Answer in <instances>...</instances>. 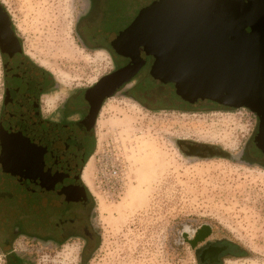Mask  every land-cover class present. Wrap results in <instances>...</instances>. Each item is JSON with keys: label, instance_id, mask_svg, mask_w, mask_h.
<instances>
[{"label": "rangeland", "instance_id": "rangeland-1", "mask_svg": "<svg viewBox=\"0 0 264 264\" xmlns=\"http://www.w3.org/2000/svg\"><path fill=\"white\" fill-rule=\"evenodd\" d=\"M150 1L135 0L134 7ZM0 4L27 53L54 76L56 93L83 90L111 69L106 50L77 36L82 0ZM164 86L165 106L115 95L100 110L85 164L90 186L81 180L95 206L96 243L84 250L81 238L54 245L17 239L11 247L0 245V264L8 253L24 264H196L189 240L205 223L251 253L224 264H264V166L239 161L243 148L257 154V116L246 107L190 102L170 82ZM2 90L0 52V104ZM180 141L218 147L232 157L185 154ZM111 164L121 170L117 182L102 174Z\"/></svg>", "mask_w": 264, "mask_h": 264}, {"label": "flooded vegetation", "instance_id": "flooded-vegetation-1", "mask_svg": "<svg viewBox=\"0 0 264 264\" xmlns=\"http://www.w3.org/2000/svg\"><path fill=\"white\" fill-rule=\"evenodd\" d=\"M134 1L82 0L76 23L77 36L87 46L106 50L112 62L111 69L96 80L100 81L99 85L130 62L129 57L115 51L112 42L134 20L139 10L152 0L136 7ZM126 15H131L129 20L122 27L118 26L120 19ZM11 27L16 39L0 31L3 58L0 245L11 247L17 239L31 242L41 239L54 245L71 238H81L86 250L98 239L92 222L95 206L82 179L83 192L77 200L64 191L71 186L69 173L78 169L76 159L70 157V154L75 155L72 138L83 130L85 122L88 130L81 140L85 168L93 146L98 115L106 100L122 95L145 106H165L162 87L166 83L151 81L153 58L147 55L140 68L127 81L120 83L112 96L102 100L93 120L94 109L86 98V92L94 84L74 92L66 88L62 95L56 93L58 84L54 76L27 53L22 38ZM178 144L185 154L203 158L220 156L218 147L193 142ZM253 149L257 154L243 148L239 161L264 166V154L256 145ZM189 241L194 249L196 264H224L228 259L251 256L246 247L230 236L215 233L207 223L199 225Z\"/></svg>", "mask_w": 264, "mask_h": 264}, {"label": "water", "instance_id": "water-1", "mask_svg": "<svg viewBox=\"0 0 264 264\" xmlns=\"http://www.w3.org/2000/svg\"><path fill=\"white\" fill-rule=\"evenodd\" d=\"M259 4L260 0H152L112 42L130 62L103 85L97 81L87 89L93 120L102 100L112 96L149 55L150 75L172 83L185 100H210L253 112L258 118L254 143L264 154V10ZM11 25L0 4V31L16 39ZM86 129L84 122L73 137L78 153L70 157L78 169L69 173L71 186L64 188L76 200L83 192L81 140ZM219 154L232 157L224 151Z\"/></svg>", "mask_w": 264, "mask_h": 264}, {"label": "built area", "instance_id": "built-area-1", "mask_svg": "<svg viewBox=\"0 0 264 264\" xmlns=\"http://www.w3.org/2000/svg\"><path fill=\"white\" fill-rule=\"evenodd\" d=\"M103 176L112 181L117 182L121 176V170L119 169L118 165L111 164L109 166L104 167V171L102 172Z\"/></svg>", "mask_w": 264, "mask_h": 264}, {"label": "bare ground", "instance_id": "bare-ground-1", "mask_svg": "<svg viewBox=\"0 0 264 264\" xmlns=\"http://www.w3.org/2000/svg\"><path fill=\"white\" fill-rule=\"evenodd\" d=\"M258 6L264 10V0H260V4ZM72 142H74L73 138H72ZM72 144H74V143H72ZM73 153L74 154L78 153V148L76 147L75 144H74V148H73ZM83 169L84 170H83L82 175H81L82 180L89 187L90 186V167L85 166V168H83Z\"/></svg>", "mask_w": 264, "mask_h": 264}, {"label": "trees", "instance_id": "trees-1", "mask_svg": "<svg viewBox=\"0 0 264 264\" xmlns=\"http://www.w3.org/2000/svg\"><path fill=\"white\" fill-rule=\"evenodd\" d=\"M6 264H24V262L18 255L8 253Z\"/></svg>", "mask_w": 264, "mask_h": 264}]
</instances>
